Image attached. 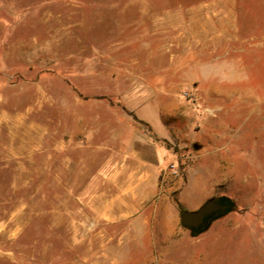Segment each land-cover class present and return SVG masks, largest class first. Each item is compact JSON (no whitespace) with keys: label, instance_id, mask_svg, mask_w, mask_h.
Wrapping results in <instances>:
<instances>
[{"label":"rangeland","instance_id":"obj_1","mask_svg":"<svg viewBox=\"0 0 264 264\" xmlns=\"http://www.w3.org/2000/svg\"><path fill=\"white\" fill-rule=\"evenodd\" d=\"M0 264H264V0H0Z\"/></svg>","mask_w":264,"mask_h":264},{"label":"water","instance_id":"obj_2","mask_svg":"<svg viewBox=\"0 0 264 264\" xmlns=\"http://www.w3.org/2000/svg\"><path fill=\"white\" fill-rule=\"evenodd\" d=\"M232 211L234 205L230 199L219 197L207 201L196 211H182L179 215V224L191 237H197L207 231L215 221Z\"/></svg>","mask_w":264,"mask_h":264},{"label":"crops","instance_id":"obj_3","mask_svg":"<svg viewBox=\"0 0 264 264\" xmlns=\"http://www.w3.org/2000/svg\"><path fill=\"white\" fill-rule=\"evenodd\" d=\"M152 151L151 152H148L146 154V152H139L138 148H130L129 152L126 154L125 156V161L129 160V163H132V162H137L139 160H142V161H147L145 159H147V157H150L151 155L154 156V158L157 160L160 156V154H162V149L159 148V147H156V148H152L151 149ZM150 154V156H149ZM159 160V159H158ZM125 165V164H123ZM124 168H127V167H124ZM138 168H142V167H136L135 168V171L137 170L138 171ZM129 170V169H128ZM127 169H123L122 170V173L125 175L128 171ZM133 173L131 172L128 176H125L124 178L127 177V182H132L134 180V182H136V178L134 177L133 178ZM156 176V173L153 172V177ZM131 191V187H128V188H122L121 189V192H120V197H125L126 195H128L127 192H130Z\"/></svg>","mask_w":264,"mask_h":264},{"label":"built area","instance_id":"obj_4","mask_svg":"<svg viewBox=\"0 0 264 264\" xmlns=\"http://www.w3.org/2000/svg\"><path fill=\"white\" fill-rule=\"evenodd\" d=\"M168 170H169L170 174H172L174 176L178 175V169L176 168L175 165H170Z\"/></svg>","mask_w":264,"mask_h":264},{"label":"flooded vegetation","instance_id":"obj_5","mask_svg":"<svg viewBox=\"0 0 264 264\" xmlns=\"http://www.w3.org/2000/svg\"><path fill=\"white\" fill-rule=\"evenodd\" d=\"M219 198V197H218Z\"/></svg>","mask_w":264,"mask_h":264},{"label":"trees","instance_id":"obj_6","mask_svg":"<svg viewBox=\"0 0 264 264\" xmlns=\"http://www.w3.org/2000/svg\"><path fill=\"white\" fill-rule=\"evenodd\" d=\"M235 208V207H234Z\"/></svg>","mask_w":264,"mask_h":264}]
</instances>
